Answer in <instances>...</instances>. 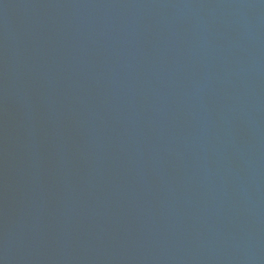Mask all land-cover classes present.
<instances>
[{"label":"water","instance_id":"1","mask_svg":"<svg viewBox=\"0 0 264 264\" xmlns=\"http://www.w3.org/2000/svg\"><path fill=\"white\" fill-rule=\"evenodd\" d=\"M0 264H264V0H0Z\"/></svg>","mask_w":264,"mask_h":264}]
</instances>
